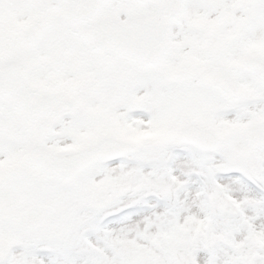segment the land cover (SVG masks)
<instances>
[{"label":"snow or ice","instance_id":"obj_1","mask_svg":"<svg viewBox=\"0 0 264 264\" xmlns=\"http://www.w3.org/2000/svg\"><path fill=\"white\" fill-rule=\"evenodd\" d=\"M0 264H264V0H0Z\"/></svg>","mask_w":264,"mask_h":264}]
</instances>
